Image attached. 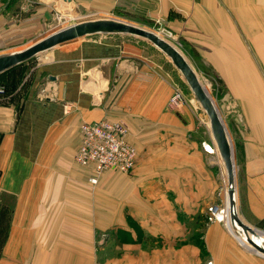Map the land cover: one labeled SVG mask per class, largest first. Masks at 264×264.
<instances>
[{
  "label": "crops",
  "instance_id": "0c3cea01",
  "mask_svg": "<svg viewBox=\"0 0 264 264\" xmlns=\"http://www.w3.org/2000/svg\"><path fill=\"white\" fill-rule=\"evenodd\" d=\"M73 15L160 17L190 62L219 78L237 213L264 235V0H9L0 55ZM135 39L95 34L46 51L41 90L54 101L36 83L18 104L0 95V264H264L236 221H209L220 178L208 142L190 108L168 106L171 84ZM102 120L129 125L138 158L131 173L108 170L93 185L75 155L80 126Z\"/></svg>",
  "mask_w": 264,
  "mask_h": 264
},
{
  "label": "rangeland",
  "instance_id": "374dc122",
  "mask_svg": "<svg viewBox=\"0 0 264 264\" xmlns=\"http://www.w3.org/2000/svg\"><path fill=\"white\" fill-rule=\"evenodd\" d=\"M75 17L76 15H73L71 17L73 20L72 19L55 20L56 22L51 24V27L49 31L45 34V36L55 31L69 27L73 24H77V19H75ZM86 19L88 20H85V21L93 20V18H86ZM107 19H112V20H117V21L119 20L122 22L129 23L131 25L144 28L148 31H151L157 34L162 39H164L169 44H171L174 48H176L185 57V59L188 61L190 66L193 68V70L197 74L201 85L203 86V88H205L209 97L213 101V104L215 105L219 113V116L221 117L225 125L226 120H225L224 113H223V106L226 103V101L222 94L220 96V93H222V91L220 89L219 78L214 75L210 76V75L202 73L196 68V66H194V64L190 62V59L187 56L186 51L184 50V44L181 40V36L178 32H174L170 30L169 28H166V26H164V23L161 21L160 17H157V19H152L150 21H148V19L147 20L143 19V21H140L137 19L132 20L131 18H126V19H131L130 21V20H123L121 19V17L119 18L118 17H102L98 19L95 18V20H107ZM85 21L81 20V22H85ZM81 22H78V23H81ZM249 33L250 32L245 31V36L247 35L248 40H250ZM133 38H136L135 41L139 42L138 44L139 48L141 49L142 54L144 56L143 57L144 61L148 62L147 64L148 67L153 70L155 69V71H158L162 73L163 75H165V79H167L170 82L171 88H172V94L169 97L168 106L171 107L172 98L174 97V95L177 94V92H180L182 94L183 101L180 102V104H178L177 106H180V105L187 106L188 108L192 110V113L194 115L193 117H194L195 124H196L197 135L201 136L200 138L207 141L208 144H210L211 146L217 147L214 134H213V130L210 124V119H209L207 112L204 110L201 102L198 100L193 90L191 89L190 85L184 78L183 74L176 67V65L173 63L171 58L168 55H166L163 51H161L159 48H157L155 45H153L150 41L140 38V37H136V36H133ZM46 54H47L46 52L41 53L38 56L25 62L22 66L17 67L16 68L17 70L14 71L13 73H10L7 75L5 74L2 77H0V85H1L0 91L2 90L6 91L5 89L6 87L8 89V93H6V95L7 96L13 95V97H16L15 101L18 104L23 100V98H26L29 96V93H27V90H28L27 88L30 85L32 86L33 83L34 85L35 83L39 84L38 90H41L42 82L44 81V78H45V74H44V69L46 67L45 61L47 60V56H48ZM259 67H260V72L264 74V70L262 66H259ZM12 74H16V75L13 76ZM232 144L233 143L231 141V146L233 147ZM233 156H234V153H233ZM212 158L214 160L219 159L220 160L219 163L221 166H216L217 171H218V177L220 178L219 186L217 190V196H216L217 200L214 204H211L210 206L220 205L221 207H224L225 200L228 202V197L226 198L224 197L225 184L227 185V180L225 178L226 171H225L224 164L221 160V157L218 154V151L215 152L214 155H212ZM2 200L4 201V198H2V195L0 194V204ZM236 203H237V200H236Z\"/></svg>",
  "mask_w": 264,
  "mask_h": 264
},
{
  "label": "water",
  "instance_id": "95a60500",
  "mask_svg": "<svg viewBox=\"0 0 264 264\" xmlns=\"http://www.w3.org/2000/svg\"><path fill=\"white\" fill-rule=\"evenodd\" d=\"M95 34H125L140 37L150 41L153 45H155L157 48H159L171 58L173 63L183 74L184 78L190 85L194 94L201 102L204 110L209 116L217 147L222 158L225 160L226 163L225 165L227 173L228 190L231 195L233 194V191H235L234 200H236V165L234 162V156L233 159L229 156L231 150L233 151V147L231 146V141L229 139L226 127L221 117L219 116V113L215 105L213 104V101L209 97L205 88H203V86L201 85L197 74L190 66L188 61L176 48H174L171 44H169L157 34L148 31L144 28L112 19L91 20L73 24L69 27L52 33L46 38L28 46L27 48L21 51L0 55V75L23 65L30 59L38 56L41 53L56 48L57 46ZM233 202V221H236V223H238L242 230L246 233V237L248 238V241H250V243L252 244V248L257 253L264 256V251L253 240H251L249 236L252 235L256 237L257 233L248 226H246L240 220L237 213L236 205H234Z\"/></svg>",
  "mask_w": 264,
  "mask_h": 264
},
{
  "label": "built area",
  "instance_id": "2783aa9c",
  "mask_svg": "<svg viewBox=\"0 0 264 264\" xmlns=\"http://www.w3.org/2000/svg\"><path fill=\"white\" fill-rule=\"evenodd\" d=\"M9 0H0V5L4 6ZM42 101L56 100L54 95L47 92V86L42 88L39 95ZM183 101L182 94L177 92L171 100V107H177ZM65 112L69 113L73 105L65 103ZM81 144L75 155V161L79 166L89 167L93 172L90 179L93 185L98 183L99 176L108 170H118L122 173L129 174L137 164L138 151L137 148L129 140L130 127L123 121L102 120L99 122H84L80 126ZM210 145V144H208ZM211 146V145H210ZM205 152L211 156L213 153L204 144ZM215 150L216 147L212 146ZM213 160L215 166H221L218 160ZM226 181V180H225ZM226 187L225 184V189ZM225 209L220 205H212L208 208L209 221L222 222L228 224L226 220L219 217V213ZM212 264V263H208Z\"/></svg>",
  "mask_w": 264,
  "mask_h": 264
},
{
  "label": "bare ground",
  "instance_id": "6f19581e",
  "mask_svg": "<svg viewBox=\"0 0 264 264\" xmlns=\"http://www.w3.org/2000/svg\"><path fill=\"white\" fill-rule=\"evenodd\" d=\"M206 146L214 153V152H217L218 151V154H219V156L221 157V160H222V162H223V164H224V167H225V171H226V163H225V160L222 158V156H221V154H220V152H219V149H218V147H216V149L217 150H215L212 146H210V145H207L206 144ZM229 156L233 159V151L231 150V152L229 153ZM226 179H227V173H226ZM227 187H228V185H227ZM224 197L226 198V197H228V203H227V201L225 200V209H224V211L223 212H220L219 213V217L221 218V219H224V220H226V221H228L229 220V217H230V219H231V221H233L232 220V218H233V211H232V202L234 203V205H236V203H235V201L236 200H234L235 199V191H233V194L231 195L230 193H229V190H228V188H226L225 189V194H224ZM232 198H233V200H232ZM228 223V222H227ZM231 224H232V228H233V230L235 231V229H236V231H237V233L238 234H240L241 232L239 231V230H237V228L233 225V222H231ZM234 226V227H233ZM241 236V235H240ZM252 237V240L262 249V250H264V235H257L256 237H253V236H251ZM243 241H245V239L243 240Z\"/></svg>",
  "mask_w": 264,
  "mask_h": 264
},
{
  "label": "trees",
  "instance_id": "16d2710c",
  "mask_svg": "<svg viewBox=\"0 0 264 264\" xmlns=\"http://www.w3.org/2000/svg\"><path fill=\"white\" fill-rule=\"evenodd\" d=\"M17 68V67H16ZM16 68H14V69H12V70H10V71H8L7 73H5L6 75L7 74H10V73H13L14 71H16L17 69ZM4 75V74H3ZM13 76H15L16 74H12ZM2 75H0V77H1ZM0 87H1V85H0ZM5 87V86H4ZM5 89H6V91H4V90H2V91H0V95L1 96H3V97H9V96H7L6 95V93H8V89L5 87Z\"/></svg>",
  "mask_w": 264,
  "mask_h": 264
}]
</instances>
